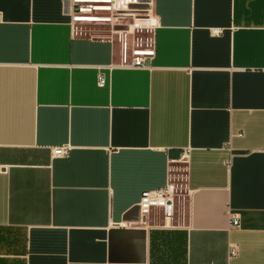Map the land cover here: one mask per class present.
Returning a JSON list of instances; mask_svg holds the SVG:
<instances>
[{"label": "crops", "instance_id": "0c3cea01", "mask_svg": "<svg viewBox=\"0 0 264 264\" xmlns=\"http://www.w3.org/2000/svg\"><path fill=\"white\" fill-rule=\"evenodd\" d=\"M70 4L0 0V264H264V0H153L134 69ZM184 151L173 226L140 222Z\"/></svg>", "mask_w": 264, "mask_h": 264}, {"label": "built area", "instance_id": "2783aa9c", "mask_svg": "<svg viewBox=\"0 0 264 264\" xmlns=\"http://www.w3.org/2000/svg\"><path fill=\"white\" fill-rule=\"evenodd\" d=\"M153 0H71L70 21L72 32L83 33L87 26L95 27L96 33L113 35L119 42L118 65L122 68H147L154 57V29L156 21L152 15ZM104 31V32H103ZM97 84L103 86L105 77L97 73ZM241 135V133H239ZM69 147L59 146L52 149V154L64 156ZM180 160H169L166 181L163 186L140 192L138 208L140 222H145L151 215L162 218V226L171 224L186 185L183 163L186 151ZM230 227L240 226L236 213L228 211ZM238 246L228 243V257L237 255Z\"/></svg>", "mask_w": 264, "mask_h": 264}, {"label": "rangeland", "instance_id": "374dc122", "mask_svg": "<svg viewBox=\"0 0 264 264\" xmlns=\"http://www.w3.org/2000/svg\"><path fill=\"white\" fill-rule=\"evenodd\" d=\"M87 28H88V30H90V31H95V30H96V29L94 28V26H92V25H88Z\"/></svg>", "mask_w": 264, "mask_h": 264}]
</instances>
